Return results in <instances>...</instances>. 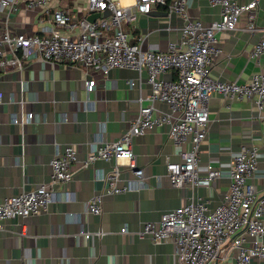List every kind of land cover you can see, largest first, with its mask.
I'll list each match as a JSON object with an SVG mask.
<instances>
[{"label":"crops","instance_id":"0c3cea01","mask_svg":"<svg viewBox=\"0 0 264 264\" xmlns=\"http://www.w3.org/2000/svg\"><path fill=\"white\" fill-rule=\"evenodd\" d=\"M249 0H236L245 4ZM68 5L82 13L85 0H52V5ZM194 17L207 22L218 17L219 7L209 0H187ZM247 12L238 17L236 28L216 32L220 53L213 58L210 75L222 80L247 81L257 71L264 72V50L258 58L250 57L254 43L264 35V0L256 6V29L247 30ZM182 19L164 6L138 15L129 22V37L144 35L143 48L165 49L168 41L180 37ZM14 31L42 33L39 11L20 4L8 16ZM3 23L0 21V27ZM169 68L161 76L170 78ZM95 77L91 90L84 86L86 77ZM20 79L21 83H20ZM135 81L129 85L128 80ZM20 85L22 91L20 92ZM4 101L0 103V200L21 189L48 180L49 161L65 144L78 148V157L98 140H115L136 116L141 103L148 102L150 84L146 71L131 67H112L102 75L87 73L74 63H50L33 55L23 59V70L6 73L0 79ZM24 99V108L33 119L24 124L12 121L19 105L9 102L10 93ZM158 108L165 110L163 102ZM209 124L199 147L198 170L207 164L218 167L220 175L209 184L175 187L165 172V161L180 160V149L165 126H154L133 135L132 149L137 165L145 168L146 185L119 193H105L99 214L87 211L88 198L104 189L97 176L109 170L114 160L95 159L87 167L73 164L71 180L58 188V199L37 214L3 220L0 234V264H179L170 241L153 242L137 231L146 220H156L167 209L189 197L200 196L213 206L227 191L233 154L241 143L258 149L257 167L251 180L258 193H264V118L257 115L252 98L231 99L213 93L209 101ZM119 183L130 172L121 166ZM126 225V231L120 228ZM21 227L24 232L21 233ZM85 233H88L86 235ZM230 243L208 264H238ZM248 264H264L253 258Z\"/></svg>","mask_w":264,"mask_h":264},{"label":"built area","instance_id":"2783aa9c","mask_svg":"<svg viewBox=\"0 0 264 264\" xmlns=\"http://www.w3.org/2000/svg\"><path fill=\"white\" fill-rule=\"evenodd\" d=\"M83 12L73 11L68 5H52V0H0V79L6 73L23 70V59L28 55L50 63H74L87 73L97 70L102 75L112 67H131L146 71L150 84L148 102L141 103L136 116L115 140H98L81 158L75 144L67 143L51 157L47 181L28 189L7 195L0 200V234L3 220L37 214L49 208L58 199V188L68 183L74 172L73 164L90 166L95 159L114 160V165L102 171L97 178L104 189L87 200V211L99 214L105 193H119L146 185L145 168L137 165L132 149L133 135L154 126H165L168 135L178 144L180 160L165 161V172L175 187L209 184L221 173L218 167L207 164L200 173L199 147L209 124V101L213 93L231 99L252 98L257 115L264 118V72L257 71L247 81L222 80L210 75L214 56L220 53L216 32L236 28L241 12H247L246 29H256L254 16L259 0L239 4L236 0H209L219 7L218 17L203 21L192 16L187 0H85ZM20 4L39 11L42 33L14 31L8 25V16ZM179 14L182 19L180 37L168 41L165 49L143 48L144 35L130 39L128 23L138 15L150 12L156 6ZM107 9L109 13L103 15ZM99 14L90 20L87 15ZM264 50L262 35L250 50V57L258 58ZM173 68L170 78L161 76ZM20 79V83H21ZM129 85L135 81L128 80ZM97 84L95 77H86L84 86L91 90ZM22 87L20 85V92ZM9 102L19 105L12 112V121L20 124L32 121L33 112L24 108V99L14 93ZM4 101L0 90V103ZM163 102L166 109H160ZM258 149L241 143L233 154L227 191L213 206L200 196L163 211L156 220H146L137 231L153 242L170 241L179 264H208L230 243L238 264H248L253 258L264 259V193H258L251 178L257 167ZM122 165L130 175L119 183ZM126 225L120 231H126ZM21 233L25 230L21 227ZM88 235V233H85Z\"/></svg>","mask_w":264,"mask_h":264},{"label":"water","instance_id":"95a60500","mask_svg":"<svg viewBox=\"0 0 264 264\" xmlns=\"http://www.w3.org/2000/svg\"><path fill=\"white\" fill-rule=\"evenodd\" d=\"M152 11V9L150 10V12ZM109 13V10L105 9L103 11V15H107ZM99 14V12H92V13H89L87 15V18L90 19V20H93L97 15Z\"/></svg>","mask_w":264,"mask_h":264}]
</instances>
